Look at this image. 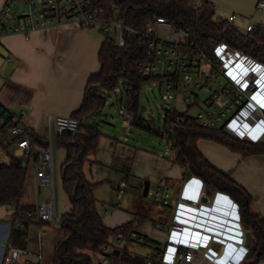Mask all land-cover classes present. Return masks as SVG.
Returning <instances> with one entry per match:
<instances>
[{
  "label": "built area",
  "instance_id": "1",
  "mask_svg": "<svg viewBox=\"0 0 264 264\" xmlns=\"http://www.w3.org/2000/svg\"><path fill=\"white\" fill-rule=\"evenodd\" d=\"M21 1H5L0 11V32L28 35L38 27L74 21L109 32L117 47L124 46L128 38L142 39L147 50L138 63L137 73L146 80L142 93H147L148 88L161 94V124L193 119L203 127L223 129L239 140L264 143V62L243 49L224 41L208 46L193 24H177L165 16H157L146 27H132L118 6L105 9L94 0H23L26 6L16 15L13 8ZM202 2L196 0V7ZM258 8H264V1L258 3ZM17 16L21 22L12 27L5 24V20ZM239 18L246 22L242 28L235 25ZM226 19L243 33L257 27L251 18L236 12ZM158 25L169 27L167 38L158 36ZM8 61L11 63V58ZM115 92L121 98L122 88L117 87ZM120 113L126 123H134L132 112L121 107ZM24 115L23 111L21 116L13 117L0 105V126L15 139L14 153L21 158L22 166L34 169L41 184L51 188V196L50 200L18 213L36 221L59 223L60 208L68 212L71 209L59 197L58 138L66 131L77 130L79 120L74 116L51 115L47 144L36 150L30 130L24 125ZM168 148L169 155L175 153L170 145ZM188 173L177 193H172L168 176L159 178L148 190L151 201L167 210L169 222H156L167 237L153 250L146 264H243L250 247L246 244L247 231L238 203L226 192H209L202 178L192 173L188 177ZM128 186L127 179L119 183L117 190L121 196ZM7 207L17 210L14 203ZM16 224L23 222L18 219ZM132 238L145 240L135 230L130 234L117 232L103 247L102 262L109 263L114 250ZM4 249L6 264H16L29 252L27 247L10 242H6ZM39 257L42 259L41 253Z\"/></svg>",
  "mask_w": 264,
  "mask_h": 264
},
{
  "label": "crops",
  "instance_id": "2",
  "mask_svg": "<svg viewBox=\"0 0 264 264\" xmlns=\"http://www.w3.org/2000/svg\"><path fill=\"white\" fill-rule=\"evenodd\" d=\"M5 1L0 0V11ZM202 1L215 4V18L226 19L229 14L236 12L251 18L257 26L264 28V8H258V3L264 0ZM25 6L26 3L22 0L13 11L18 15ZM19 22L21 19L18 16L14 20H5V24L9 27ZM245 23L243 18H239L235 25L242 28ZM0 33V105L4 106L13 117H19L23 111L25 112L24 125L33 134L35 138L33 142L36 150H39L47 144L49 117L73 116L82 105L91 76L98 73L102 66L100 49L104 32L98 27H86L74 21H65L35 28L29 31L28 35L25 32L4 30ZM8 58H11V63ZM112 94L115 95L119 110L121 107L126 110L125 93H122L121 98L115 91ZM103 111L92 119L94 117L103 119ZM124 123L126 124L125 121ZM133 124L142 127L138 123ZM160 136L167 138V135ZM12 139L0 128V148L5 151L3 155L0 153L3 160H9L10 154L15 155ZM140 144L139 141L131 140L125 133L122 137H118L103 132L97 152L90 156L84 167L88 181L99 185L106 182L108 178L97 177L101 171L100 167L105 169L113 167L112 174L116 178L128 180L127 191L131 183L139 186L143 182L145 187V182L149 181V188H152L159 178L168 176L171 180L172 193H177L186 171L175 160V153L169 156L165 153L158 154L140 147ZM198 147L210 163L219 170L231 174L251 194L253 211L264 218V154L243 155L206 138L198 141ZM65 157L66 152L63 154V158ZM28 168V181L22 203L34 208L49 200V198L41 200L35 195L36 185L49 186L41 184L35 176L34 169L31 166ZM102 171L105 172L104 169ZM105 174L109 176L108 171ZM116 185L114 183L115 189H117ZM142 195L144 196V193ZM97 199L100 206L98 196ZM130 200L128 198L127 203ZM134 208L137 209L123 213L118 210L109 213L107 207L105 210L108 213L104 214L100 211L107 227L116 228L128 224L131 225V230L145 236L144 241L132 238L125 242L121 248H117L120 253L114 254L107 264H146L153 250L166 240L167 233L157 228L155 224L158 221L169 222L167 210L156 204H149L148 207L134 204ZM62 211L64 213L65 209L60 208V213ZM15 219L14 210L7 205L0 206V264L4 263L6 242L13 243L14 246L27 247L29 250L17 260V264H53L54 249L62 237L59 223L56 225L53 221L26 219L19 226L14 223ZM18 230L24 232V235L18 236ZM253 242L252 236L250 248ZM132 244L145 249V252L137 247L132 248ZM40 253L42 259L39 257ZM94 261V264H104L101 255L96 256ZM258 264H264V260Z\"/></svg>",
  "mask_w": 264,
  "mask_h": 264
},
{
  "label": "trees",
  "instance_id": "3",
  "mask_svg": "<svg viewBox=\"0 0 264 264\" xmlns=\"http://www.w3.org/2000/svg\"><path fill=\"white\" fill-rule=\"evenodd\" d=\"M94 2L105 9L118 6L126 23L132 27H146L157 16L168 17L177 24H193L208 46L215 41H224L264 62V28L257 26L254 30L243 33L227 19H215L216 9L210 1H203L199 8L196 7V0ZM146 50L147 43L139 38H128L124 46L117 47L113 36L104 32L100 49L101 69L91 76L83 103L73 115L79 120V128L66 131L58 138V148H63L66 152L61 166V180L71 212L65 211L60 216L62 237L55 246L53 264H94V258L103 253V247L112 236L119 231L126 234L132 231L128 224L116 228H109L104 224L96 196L99 183L88 181L84 171L90 156L97 152L103 134L101 128L90 120L102 113L108 96L117 87H121L125 93V109L133 113L134 123L150 131L156 130L159 135L169 133L168 143L175 152V160L186 173L202 178L209 192H226L238 203L243 226L254 238L243 264L260 263L264 260V218L253 211L251 194L231 174L219 170L204 157L199 150L198 141L202 138L211 139L243 155L264 154V143L239 140L223 129L206 128L193 119L180 124H161L159 119L158 127V121L153 115L146 118L145 109L141 106L142 88L146 80L137 73L138 63L144 58ZM30 135L35 141L33 134ZM14 141L12 139V143ZM28 169L22 166L21 158L14 154H10L9 160L0 159V206L15 204L17 210L14 223L18 219L23 223L26 219L33 221L18 213L33 208L22 203ZM17 233L18 236L24 235L19 230Z\"/></svg>",
  "mask_w": 264,
  "mask_h": 264
},
{
  "label": "rangeland",
  "instance_id": "4",
  "mask_svg": "<svg viewBox=\"0 0 264 264\" xmlns=\"http://www.w3.org/2000/svg\"><path fill=\"white\" fill-rule=\"evenodd\" d=\"M169 32V27L166 25H158L157 27V33L160 38H167V34ZM157 95V96H155ZM149 97V98H148ZM163 99L161 97V94L159 91H152L151 89L148 90L147 93H142L141 95V106L145 109L144 115L146 118L149 117L150 113L153 115L157 121H158V127H159V118H160V105L162 104ZM114 103V104H113ZM104 118L101 117H94L91 120V123L98 125L101 127L102 131L109 135H116L118 137H122L123 134L127 135L131 140L139 141L141 144L140 147L149 150L154 151L158 154L165 153L166 156H169L167 153L169 151L168 148V139L166 137L160 136L154 131H150L147 129H144L143 127H137L133 123H124L123 116L120 113L119 106L117 102L115 101V95L111 94L108 98V104L106 108L103 111ZM0 128H2L0 126ZM9 137H11L9 134H7ZM4 150L0 148V153L4 154ZM65 153V149L59 148L58 151V157H57V166L59 171V197L64 203H69L68 197L63 189L62 186V180H61V166L64 162L65 158H63V154ZM2 154V155H3ZM0 158L2 159V156L0 155ZM101 171L99 172L97 177H100L99 179L108 178L106 182L100 184L97 188V196L100 200L99 203V209L102 213H111L112 211L118 210L119 212H128L129 210H136L137 208H134V204L136 205H144L145 207H148L149 204L152 203L151 199L147 196H143V185L142 182L141 185H130L127 193L123 196H121L117 189H115L114 183H116L118 186L119 183L123 180H120V178H116L112 174V168L109 167L108 169H105L103 167H100ZM108 171L109 176L105 174V172L102 171ZM36 193L35 195L38 196L39 199H47L51 196V189L50 187L36 185L34 188ZM130 198L131 200L127 203V199ZM106 207L109 209L108 212H106ZM62 208V207H61ZM134 208V209H133ZM63 211L61 212V214ZM56 225L58 222H54ZM54 224V225H55ZM132 248H136L137 246L134 244L131 245ZM141 249L142 252H145V249L137 247ZM244 263V262H243Z\"/></svg>",
  "mask_w": 264,
  "mask_h": 264
},
{
  "label": "water",
  "instance_id": "5",
  "mask_svg": "<svg viewBox=\"0 0 264 264\" xmlns=\"http://www.w3.org/2000/svg\"><path fill=\"white\" fill-rule=\"evenodd\" d=\"M187 176H191V173L189 172L187 174ZM149 186H150V182L149 181H146L145 182V187H144V196H147L148 195V190H149ZM247 246H250L252 244V234L251 232H247ZM120 253V250L119 249H115L114 250V254L118 255Z\"/></svg>",
  "mask_w": 264,
  "mask_h": 264
}]
</instances>
